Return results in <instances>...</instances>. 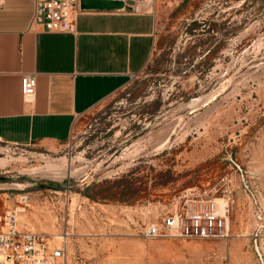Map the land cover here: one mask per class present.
Instances as JSON below:
<instances>
[{"label": "rangeland", "instance_id": "1", "mask_svg": "<svg viewBox=\"0 0 264 264\" xmlns=\"http://www.w3.org/2000/svg\"><path fill=\"white\" fill-rule=\"evenodd\" d=\"M142 2L159 24L141 74L55 153L0 141V215L27 194L19 230L67 232V264H261L264 0ZM190 191L231 198L229 241L142 237Z\"/></svg>", "mask_w": 264, "mask_h": 264}, {"label": "crops", "instance_id": "2", "mask_svg": "<svg viewBox=\"0 0 264 264\" xmlns=\"http://www.w3.org/2000/svg\"><path fill=\"white\" fill-rule=\"evenodd\" d=\"M34 6L35 0H0V141L55 153L76 133L81 118L150 62L158 5L144 12L82 11L75 34L32 27ZM25 74L37 77L33 98L22 94ZM233 242L229 250L239 259L240 241Z\"/></svg>", "mask_w": 264, "mask_h": 264}, {"label": "built area", "instance_id": "3", "mask_svg": "<svg viewBox=\"0 0 264 264\" xmlns=\"http://www.w3.org/2000/svg\"><path fill=\"white\" fill-rule=\"evenodd\" d=\"M138 1H134L135 11H139ZM82 11L81 0H35L32 27L45 33L75 34ZM37 84L36 75H23L22 94L26 98H33ZM237 168L241 171L239 166ZM216 193L186 192L178 200H173L159 219L144 222L142 237L149 240L229 241L231 198L217 197ZM28 206L29 196L21 194L13 209L0 215V264H67V232L50 236L19 230V217ZM255 250L260 263L264 264L257 242Z\"/></svg>", "mask_w": 264, "mask_h": 264}, {"label": "water", "instance_id": "4", "mask_svg": "<svg viewBox=\"0 0 264 264\" xmlns=\"http://www.w3.org/2000/svg\"><path fill=\"white\" fill-rule=\"evenodd\" d=\"M136 0H81L83 11H122L135 12L134 5Z\"/></svg>", "mask_w": 264, "mask_h": 264}, {"label": "bare ground", "instance_id": "5", "mask_svg": "<svg viewBox=\"0 0 264 264\" xmlns=\"http://www.w3.org/2000/svg\"><path fill=\"white\" fill-rule=\"evenodd\" d=\"M142 1H146V0H139L138 3H137V6L140 7L141 5H143V2ZM152 1V0H151Z\"/></svg>", "mask_w": 264, "mask_h": 264}, {"label": "trees", "instance_id": "6", "mask_svg": "<svg viewBox=\"0 0 264 264\" xmlns=\"http://www.w3.org/2000/svg\"><path fill=\"white\" fill-rule=\"evenodd\" d=\"M87 196H88L89 198H91V199H94V197H93L92 195H90V194H87Z\"/></svg>", "mask_w": 264, "mask_h": 264}]
</instances>
